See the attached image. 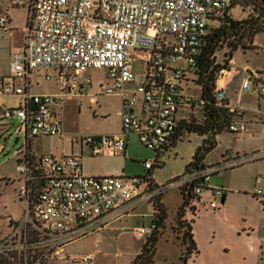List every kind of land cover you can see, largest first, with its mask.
<instances>
[{"label":"built area","instance_id":"built-area-1","mask_svg":"<svg viewBox=\"0 0 264 264\" xmlns=\"http://www.w3.org/2000/svg\"><path fill=\"white\" fill-rule=\"evenodd\" d=\"M237 0H0V31L10 30L9 8H24L27 25L21 48L12 53L8 74L0 79V97H15L13 107L2 108V118L19 121L24 135L17 170L21 174L18 189L27 204V216L42 226L44 238L54 254L65 246L102 229L110 220L120 218L142 203L155 202L171 188L191 191L192 211L219 209L224 189L209 186L211 176L264 157L225 160L214 166L192 168L180 178L158 186L146 177L117 174L91 177L82 174V153L62 152L59 156L42 154L29 159L30 147L38 137H62L58 113L67 97H81L94 87L92 72L102 73L92 103L98 95L120 99V132L111 135H82L72 143L89 150L91 156L125 155L126 139L132 135L155 154L145 162L152 170L165 150L171 148L180 107L202 105L188 96L182 83L187 74L197 72V60L207 35L208 21L230 15ZM228 68L215 76L217 102H227L223 79ZM53 82L56 94L36 93L33 86ZM252 91L249 79L241 86ZM264 97V83L258 90ZM138 107V109H137ZM236 116L229 126L232 133L246 131L238 117L243 110L229 105ZM183 120V119H182ZM264 124V112L260 113ZM29 155V156H28ZM34 161V162H33ZM34 171L41 182L31 201ZM210 190L211 199L203 197ZM253 196L264 202V188ZM157 218L133 229L136 239L148 237ZM97 250L64 257L71 264H89Z\"/></svg>","mask_w":264,"mask_h":264},{"label":"rangeland","instance_id":"rangeland-1","mask_svg":"<svg viewBox=\"0 0 264 264\" xmlns=\"http://www.w3.org/2000/svg\"><path fill=\"white\" fill-rule=\"evenodd\" d=\"M241 2L240 0V4L231 9L230 16L233 19H245L254 13V4L242 8ZM8 13L15 32L12 36L0 32V76L8 73L9 51L14 46H18L21 39L23 41L25 27L28 26L26 9L13 7L8 9ZM217 26V21H208V31ZM248 45L252 48H240L233 53L235 66L239 70L247 69L251 73L260 72L264 76V32L259 33L253 43ZM226 50L227 48L224 47L216 51V63H223ZM91 75L95 82L94 90H97L96 83L102 79V73L92 72ZM196 79L197 75L192 70L187 74V81H183L182 87L188 96L199 99L200 87L196 85ZM241 83L242 76L235 75L231 82L230 98L233 104L239 99V107L245 111L246 119L251 124L248 123L246 133H232L228 130L218 133L215 137V147L203 160L207 166L221 163L224 156L243 159L264 152V124L259 122L260 113L264 112V97L258 96L257 90L254 92L246 90L240 94V97L236 96L235 92L239 93ZM34 92L57 94L58 88L53 83L41 81L40 85L34 88ZM17 102L18 99L15 97H0V248L26 254L28 261L33 257L34 264H64L66 262L62 260L63 256L74 257L91 253L98 247L100 253L90 264H130L138 254L139 246L146 240L135 238L133 235L135 223L131 218L116 224V229L105 230L98 235L92 234L74 241L66 246L65 253L56 255L54 247L44 238L42 226L34 217L27 216V204L18 193L21 174L17 170L20 165L18 161L22 158L19 150L23 146L24 135L18 132L20 128L18 120L2 118L3 106L13 107ZM119 109V100L110 96L98 98L97 106L89 105L85 101L81 104L77 98L65 101L58 113L65 138L63 141L55 138L39 139L38 147L35 149L36 154H46L52 150L58 153L63 151L79 153V145L71 144L67 136L116 133L119 130L120 119L117 116ZM189 111V105L180 107L177 120L186 119ZM191 115L197 120L201 119L198 110H194ZM204 139L206 136L185 133L175 146L165 150L158 157L149 174L143 164L153 162L155 154L143 146L137 136L132 135L128 138L125 155L91 156L87 149V153H84L82 158V174L103 176L112 174L118 169L127 177L147 176L150 182L158 186L166 185L186 174V165L191 162L194 152L202 145ZM259 178L264 180V162L256 167L244 164L215 173L211 176L210 187H224L233 192L226 201L224 213L219 215L217 211L203 209L201 214L198 212L200 214L198 217L192 211L191 205L186 207L185 218L186 221L194 220L192 225L200 252L196 264H264V256L256 261V256L251 250V246L257 243L258 239L263 240L264 246V203L252 197L254 188L264 186L263 183L256 182ZM162 203H165L167 218L164 234L157 244L153 264H179L180 255L184 250L176 222L177 212L183 204L181 190L178 188L167 190L162 197ZM222 207L219 202V210ZM151 209L152 203H145L139 207L136 214L143 216L150 213ZM145 219L147 223V218ZM247 235H249L248 239L245 238Z\"/></svg>","mask_w":264,"mask_h":264},{"label":"trees","instance_id":"trees-1","mask_svg":"<svg viewBox=\"0 0 264 264\" xmlns=\"http://www.w3.org/2000/svg\"><path fill=\"white\" fill-rule=\"evenodd\" d=\"M242 8L254 4L253 14L245 19L236 20L230 15L222 18L214 19L218 22V26L208 31L205 42L201 47V52L197 60V79L196 85L200 87V100L202 105L192 103L191 111L198 110L201 113V119L197 120L193 115L189 114L187 119H183L178 123L175 137L171 143V147L184 136L185 133H195L206 136L201 146H199L193 154L191 162L186 165L185 171L189 172L192 168H204V158L215 145V137L223 130L229 131L230 124L235 121L236 116L229 112L228 102H217L215 100L216 83L215 76L218 71L228 68L229 61L233 57V53L238 49H250L248 44H252L254 38L261 32H264V0H241ZM240 0H237L231 9L237 6ZM213 21V20H212ZM227 48L224 54L222 64L216 63L215 53L217 50ZM231 132V131H229ZM32 153V152H31ZM29 156V155H28ZM31 160L35 157L30 156ZM20 162V160L18 161ZM34 162V161H33ZM35 172L33 180V190L31 201H34L41 182L40 171ZM151 174V170L148 172ZM183 196V204L180 206L176 222L178 231L181 234L182 246L184 250L180 255L179 264H190L192 257L198 254V249L193 238L192 223L194 220L186 221V207L193 200L191 191L181 190ZM162 196L155 198L153 204V214L157 218L154 231L146 237L140 252L135 256L130 264H153L154 256L157 250V244L164 234L165 221L167 218V209L162 203ZM223 197L222 202L224 201ZM195 214V213H194ZM33 244V242H31ZM26 255V254H25ZM23 253L8 248H0V264H34L33 257L30 261Z\"/></svg>","mask_w":264,"mask_h":264},{"label":"crops","instance_id":"crops-1","mask_svg":"<svg viewBox=\"0 0 264 264\" xmlns=\"http://www.w3.org/2000/svg\"><path fill=\"white\" fill-rule=\"evenodd\" d=\"M1 13H3V6H0V14ZM230 15H231V10H230ZM8 20H9V25H10V30L9 31H7V32H4V31H0V32H2V33H8L9 35H11L12 36V34L15 32L14 31V28L12 27V20H11V17H10V15H9V13H8ZM22 43H23V41H22V39L19 41V44H18V46H14L10 51H9V58L11 59V55H12V53H14V52H16V51H18L20 48H21V46H22ZM10 59H9V62H10ZM221 64V63H220ZM8 69H9V65H8ZM8 72V71H7ZM253 73H254V75H253ZM253 73H251V72H249V70H239L236 66H235V63H234V60H233V57H232V59L229 61V64H228V69H227V72H226V74H225V77H224V79H223V89H224V92H225V94H226V96H227V102H228V104L229 105H231V106H233V105H237V106H239V104H240V102H239V99H237V100H235V103L236 104H233L232 102H231V82H232V80H233V77L235 76V75H241L242 76V83L246 80V79H249V81H250V83H251V81H252V86H251V89H252V92H254V91H258V89L260 88V86H261V84H263L264 83V76L262 75V73H260V72H253ZM8 74V73H7ZM7 74H5V75H1L0 76V79H2L4 76H6ZM40 83H41V81L40 82H38V83H36L34 86H33V91H34V88H36V87H38V85H40ZM47 83H53V82H47ZM242 83H241V86H242ZM54 84V86L55 87H57L56 85H55V83H53ZM241 86L239 87V93L238 92H235V95L237 96H239L240 97V94L241 93H243L244 92V90H242L241 89ZM96 91V89L94 90V87L90 90H88V92H87V94L86 95H83V96H81V97H71V98H69V97H67L66 99H65V101H68V100H73V98H77V99H79L80 100V103L82 104L83 103V101H85V102H87L89 105H92V106H97L98 105V98H100V97H102V95H97L95 98H94V101H95V103H92V100H93V98L91 97L92 95H93V93ZM58 92H59V89H58ZM110 97H115V96H110ZM115 98H117L118 100H119V102H120V99L118 98V97H115ZM262 98V97H261ZM65 104V103H64ZM137 109H138V107H137ZM120 110H121V103H120V109L117 111V116L119 117V119H120ZM60 112V111H59ZM193 111H189L188 112V117H189V114H191ZM187 117V118H188ZM246 113H245V111H243V113H242V115H240L238 118L240 119V120H242L243 122H245L246 123V131H247V125H248V123H250L251 124V122H248V120L246 119ZM186 118V119H187ZM235 120H237V119H235ZM259 122H260V117H259ZM246 131H245V133H246ZM120 132V120H119V130L116 132V133H114V134H117V133H119ZM62 133H63V136L62 137H38V138H35L34 140H33V142H32V144H31V147H30V150H31V152L33 153V155H35V156H38V154H36V152H35V149L38 147V140L39 139H41V138H51V139H53V138H55V139H57V140H59V141H63V139L65 138L64 137V130H63V126H62ZM73 137H75V136H67V139L70 141V143L71 144H73L72 142H71V138H73ZM129 138V137H128ZM128 138L126 139V144H127V141H128ZM79 148H80V153H82V158H83V156H84V153H87V149H85L84 147L82 148V147H80L79 146ZM64 152H66V153H70V152H67V151H64ZM46 154H54V155H56V156H59L61 153H58V152H56L55 150H52V151H50V152H48V153H46ZM40 155H42V154H40ZM115 156H119V155H115ZM235 158H238V157H230V156H224L223 157V159H222V161H225V160H232V159H235ZM264 160V158H262V159H256V160H251V161H247V162H245L244 164H248V166H258V164H261L262 162H264L263 161ZM244 164H242V165H244ZM205 165V164H204ZM242 165H240V166H242ZM205 167H209V166H207V165H205ZM239 167V166H238ZM236 168V167H235ZM232 169H234V168H232ZM115 174H117V175H119V176H125L123 173H120L119 172V170L118 169H115L114 170V172L112 173V174H109V175H103V176H110V175H115ZM91 177H100V176H91ZM256 182L258 183V184H261V183H263L264 184V180H262V179H257L256 180ZM209 186H210V182H209ZM216 188H219V187H216ZM222 189H224V191H225V193H224V196H225V198H224V201L222 202V200H223V198H222V200H221V204L223 205V207H222V209H218V210H215V211H217V214L219 213V215H222V212L224 213V211L226 210L225 208V205H226V201L228 200V198L230 199V197H231V194L233 193V192H231V191H229V189H226V188H224V187H221ZM260 188H264V186L263 187H260ZM254 189H256V188H254ZM254 191V190H253ZM239 194H240V192H238ZM253 193V192H252ZM203 197L206 199V200H208V199H211V193H210V190H204L203 191ZM252 197L255 199V200H257V201H259L257 198H255L254 196H253V194H252ZM256 201V202H257ZM259 202H261V203H264L263 201H259ZM145 203H142V204H139V205H137L136 207H134V209H132L130 212H128V214H126V215H124V216H122V217H120V218H117V219H112V220H110L106 225H104L103 227H102V229H100V230H98L97 232H95V233H93V234H95V235H98L100 232H103V231H105V230H110V229H116V227H115V225L116 224H121L122 222H123V220L125 221L126 219H128V218H131V219H133V223H135L134 224V228L135 227H137V226H141V225H144V226H147V225H149L150 223H151V217H152V215H153V207H152V209H151V211H150V213H148V214H144L143 216H139L140 214H136V212H137V210L139 209V207L140 206H142V205H144ZM164 205H165V203H164ZM201 214L202 213V210H199V211H195L194 213L196 214V215H198L199 213ZM199 214V215H200ZM214 214H216V213H213V215ZM199 215H198V217H199ZM145 217L147 218V223H145ZM197 217V218H198ZM199 219V218H198ZM194 222V221H193ZM192 228H193V225H192ZM92 235V234H91ZM248 236L249 235H247L245 238L246 239H248ZM193 238H194V241H195V238H196V234H194V228H193ZM144 239H146V238H144ZM138 240H142V239H138ZM195 243H196V241H195ZM144 244V242H142V245ZM142 245L141 246H139V249H138V253L140 252V250H141V248H142ZM196 246H197V244H196ZM65 248H66V246H65ZM65 248H64V251H63V253H65ZM197 249H198V246H197ZM263 249H264V246H263V240H257V243H254L252 246H251V250L253 251V253L255 254V256H256V261L261 257V256H264V251H263ZM100 253V251H98V253L96 254V255H98ZM199 250H198V254L195 256V257H192L191 259H190V261H189V263L191 264H196L195 263V261H197V258H198V256H199ZM96 255L94 256V258L96 257ZM64 257H68V256H63L62 258V260L63 261H65L66 263H64V264H69L70 262L68 261V260H66V259H64ZM94 258H93V260H94ZM92 260V261H93ZM91 261V262H92ZM69 262V263H68ZM71 264V263H70ZM90 264V263H89Z\"/></svg>","mask_w":264,"mask_h":264}]
</instances>
